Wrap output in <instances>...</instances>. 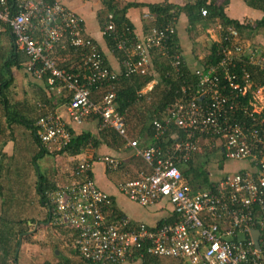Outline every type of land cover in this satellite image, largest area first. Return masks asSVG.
<instances>
[{"label":"built area","instance_id":"2783aa9c","mask_svg":"<svg viewBox=\"0 0 264 264\" xmlns=\"http://www.w3.org/2000/svg\"><path fill=\"white\" fill-rule=\"evenodd\" d=\"M200 12L207 14L206 9ZM149 17V13L143 14L144 19ZM114 20V13L108 12L101 32L116 40V48L126 55L119 72L104 65V55L85 34L81 17L60 0H0V26L8 29L15 48L26 57V72L36 79L45 78L50 91L68 99L70 121L81 124L89 116H97L99 130L113 128L133 156L148 164L149 171L119 183L118 190L141 205L163 196L176 219L159 227L132 225L125 216L109 219V194L89 177L90 164L83 157L72 168L71 182L46 192L52 206L48 207V221L74 230L78 254L92 262L122 264L151 254L171 257L175 264H264V214L261 217L258 210L254 212L259 207L264 213V116H256L264 111V82L254 83L247 69L264 72V50L242 45L235 27L217 24L226 42L213 57L217 61L202 60L195 70V93L182 88L183 96L166 107L159 120L151 122L155 138L169 125L184 128V137L176 138L171 151L162 153L159 146H141L129 136L124 116L114 107V89H106L97 102L90 98V89L97 83L115 80L119 74L147 75L151 51H171L169 39L175 31L176 17L150 27L141 36L133 33L130 38L118 33ZM56 45L59 50L69 48L78 54L82 64L74 70L58 67L50 55ZM181 62L180 52L174 51L170 59L174 73L179 72ZM236 65L238 74L233 70ZM239 73L242 84L238 83ZM222 79L226 84H221ZM37 107V138L45 146L63 148L70 139L67 123L45 103L39 102ZM239 115L251 122L239 120ZM196 133L218 137L223 158L255 160L261 170L256 176L249 171L225 173L212 188H193L177 164L187 163L200 151L193 139ZM210 147L217 146L211 143ZM103 161L107 171L117 170L121 162L109 156ZM254 230L258 231L256 239Z\"/></svg>","mask_w":264,"mask_h":264},{"label":"trees","instance_id":"16d2710c","mask_svg":"<svg viewBox=\"0 0 264 264\" xmlns=\"http://www.w3.org/2000/svg\"><path fill=\"white\" fill-rule=\"evenodd\" d=\"M15 0H8V2L14 3ZM115 0H102V5L108 11H111L115 15V23L116 28L118 29V33H124L127 35V38L132 37L133 28L127 18L125 17V10L132 6H136L134 3L125 4L122 8L118 7L115 3ZM244 2L251 8L260 9L263 12L262 17L259 20H255L250 22L248 20H244L240 22L237 19L229 18L225 12V1H218V0H193L187 1L183 5L178 6L171 3H158V4H145L144 6L148 8L149 12L154 15L155 19L150 24L148 23L145 27L148 30L154 24L159 26L163 24L168 18L171 16L177 17L180 12L186 14L188 18V30H196V23L201 21V19L207 21H214L219 20L222 24L223 28L228 25L234 26L238 34L240 36H244L246 33L249 37L252 35H256L259 31L264 30V0H244ZM206 9L207 14L201 15V10ZM144 19V18H143ZM6 29V28H5ZM8 31V29H6ZM130 34H128V32ZM9 32V31H8ZM106 43L108 48L112 50V53L118 57V61L120 62L122 59L126 58V55L123 54L122 51L116 48V40L114 41L110 36L105 35ZM12 38V36H11ZM91 38V37H90ZM93 40V39H92ZM176 34L175 31L169 39L170 45L172 46L171 51L165 54H161L160 51H151V59H152V72L148 73L144 76L138 75H128L123 76V74H119L115 80H111L109 82H102L101 84L97 83L93 87L91 86L90 89V98L94 101H99L101 95L106 91V89H114L115 97H114V107L121 115L124 116L127 131L130 137L136 138L141 146H159L161 148V152L171 151V145L176 140V138L184 137L185 131L184 128L177 126L176 124L169 125L165 132L161 134V136L155 138L154 131L155 127L151 124L153 119H160L166 111V107L173 106L175 102L179 100L183 96L182 88L184 92L193 94L197 88V75L195 74L196 69H191L187 66L184 62V57L178 48L177 41H176ZM13 39L11 41V44ZM224 36H221L219 41L213 42L210 45L209 53L207 58L210 61L207 62H216L217 59L213 58L218 54L221 50L222 45L225 44ZM13 50L11 58L16 61L15 58L24 57L21 52L15 49L13 44ZM98 51L101 52L100 48L98 47ZM59 47L56 45L50 55L55 58L58 67L66 68L67 70H74L78 66L82 64V60L79 58L78 54H74L71 49L65 48L60 49V56L67 59L63 62L58 56L55 54ZM179 51L182 57V62L179 66V72L174 73L171 65L170 59L171 54L174 51ZM212 57V58H211ZM25 58V57H24ZM104 59V65H107V62ZM12 62V60H11ZM238 65L235 66L233 69L236 74ZM249 68V69H248ZM250 71L251 80L256 84H261L264 82V72H255L251 70L250 67H247ZM242 74L239 73V84H242L244 80L241 76ZM219 77H222L221 74ZM9 82V81H8ZM7 81L3 82V78H0V136L5 138L11 132L6 131V127L4 126L3 122L12 127V122L16 119L23 123L24 126H27L30 131L31 140L37 146H39V150L37 153L32 157V162H35L39 157L42 155L50 154V155H77L81 153L86 148H93V160H96L97 155L95 151L101 146L105 145L110 149L115 151H119L120 149H124V140L121 136L117 134V132L113 128H103L98 129V119L97 116L91 115L85 121H88L91 117H95L96 119V128L95 133L87 131L85 129H77L74 126L75 123L71 122L70 124L66 125V129L70 135V139L67 144L60 149H53L50 150L48 147L40 142V140L36 136V120L39 117L40 112L37 113L36 118H31L29 116H21L19 113L22 112L21 108L25 105L30 108L29 112L35 113L34 106L28 104V102H21L17 103V105L11 103L9 98L7 97V93L5 94V90L8 88L5 85L8 84ZM47 86V83H45ZM151 84V89L149 92H143V88ZM221 84H226L222 79ZM48 87V86H47ZM222 89V88H221ZM53 95V94H52ZM61 100H57L59 102L54 103L53 98L46 97V95L42 96L40 99V103H45L49 108L54 107L57 103H61L63 101L64 95L60 96ZM206 99V98H205ZM203 99L202 102L205 101ZM258 118L264 116V111L260 114L256 115ZM94 119V118H93ZM239 120L243 121H250L248 117H243L241 115L238 116ZM84 121V122H85ZM14 123V122H13ZM76 125V124H75ZM10 128H8L10 130ZM196 137L193 138L195 143L199 147H203L205 153L203 155L204 160H196L199 157V154H195L193 159L189 160L187 163H179L177 166L179 167L182 177L187 180V182L193 187L197 188L200 186L203 187H210L218 181L212 179L208 172L206 171V163L208 160V155L210 153V149L206 148L208 143L215 144L218 140L216 136H209L204 133L195 135ZM220 142V141H219ZM216 149V148H215ZM209 151V152H208ZM217 152H220L218 149ZM5 154L1 151L0 146V177L2 175L3 170V160ZM224 160H227L223 158ZM91 160L88 159L90 167L88 170V175L92 178L91 172ZM241 163V164H240ZM259 163L255 160L253 161H245L241 160L238 162L237 167L234 169L231 168L226 171V173H244L245 171H249L252 175L256 176L259 171L261 170L259 167ZM223 166L219 165V168L222 169ZM141 171H149L148 164H146L140 157H130L128 160L121 161L117 170L109 171L116 174L120 180H118V184L127 180H133L139 177V173ZM93 179V178H92ZM1 181V179H0ZM58 186L56 183L49 182L47 174H39L37 180V186L35 189V193L33 195H26L25 198L30 206H32L33 201L36 198L37 202L40 205H43V208H46L44 211V217L41 219L42 221L46 222L49 220L47 206L52 207L49 201L46 199V192L52 190L54 187ZM3 185L0 184V190L2 191ZM12 191V192H11ZM105 192V191H104ZM20 193L9 189L4 194H0L2 210L0 212V264H18V249L19 244L21 242H27L30 244L36 243L37 240V232L39 227L38 226L35 231L31 234L27 233L30 229V225L34 224L35 222H39L40 219H36L34 217L25 218L20 214L21 212L17 213L16 210H10V206L15 205L18 206L20 204ZM24 198V197H23ZM109 199L111 202L110 209L112 210V214L108 217L109 219L113 220L116 218L121 217L122 215L116 210L115 205L113 204V200L109 195ZM25 200V201H26ZM160 201H165L171 207L168 199L163 196H158L154 202L150 203H158ZM24 204V207L25 205ZM147 204V205H150ZM258 210L259 216L262 217L263 212H261L260 208H254V212ZM176 219V214L171 208V212L168 217L162 218L156 225L153 227H159L166 223H171ZM132 225H135L132 222ZM51 228V231H55L57 235L58 242L48 243L43 241V245H50V247L58 248L60 243L66 242L69 246L73 247V253L76 255L83 264H106L103 262H92L90 260H86L85 258L81 257L77 249L74 245V240L76 237V232L68 227H58L51 224L49 221L48 225ZM35 235L36 238L34 241L32 240V236ZM42 241V240H38ZM43 264H76V261H73L69 258L63 257L62 254L55 256L52 254V259L44 258ZM138 264H175V259L166 256H156L151 254H145L144 257L138 261Z\"/></svg>","mask_w":264,"mask_h":264},{"label":"crops","instance_id":"0c3cea01","mask_svg":"<svg viewBox=\"0 0 264 264\" xmlns=\"http://www.w3.org/2000/svg\"><path fill=\"white\" fill-rule=\"evenodd\" d=\"M65 6L69 9L74 11L78 14L84 25L85 34L91 37L94 42L98 45L101 52L103 53L105 60L107 62L108 68L119 72L121 69V61H118V57L112 53V50L108 48L106 43V38L101 32V25L104 20L105 15L108 11L105 6L102 5V0H60ZM187 1L193 0H115V4L118 7H123L125 4L134 3L136 6H130L125 10V17L131 24L133 28V33L136 36H141L143 33L147 31L146 25L154 21V15H152L148 8L145 7V4H158V3H171L178 6L183 5ZM209 1V0H207ZM218 1H225V12L229 18L237 19L240 22H243L245 19L253 22L255 20H259L263 12L260 9H254L249 7L244 0H218ZM149 13V19H143V14ZM169 19V18H168ZM220 23L219 20L214 21H207L201 19L196 23V30H188V18L185 13L180 12L176 17L175 23V34H176V41L178 48L180 49L183 57L184 62L187 66L191 69H199L201 67L202 60L208 58L209 48L213 42L219 41L221 32L217 29V24ZM151 25V24H150ZM155 26V24L153 25ZM244 38V39H243ZM12 38L10 33L0 26V78H3L4 81H9L7 85L8 88L5 90V94L10 99L9 101L15 105L21 102H28L31 106L36 107L35 113L29 112L30 108L28 105L21 108L19 114L21 116H29L31 118H36L38 113L37 104L39 103L42 96L46 95V97H52L53 102H59L58 99L61 100V97L49 94L50 92L47 90L46 82L44 78L36 79L31 77L25 70V63L27 62L24 57L15 58L14 61L11 58L12 50H13V42L11 44ZM239 43L246 46H254L257 48H262L264 50V30L259 31L256 35H252V37L248 36L244 33V36L239 35ZM60 50H57L55 54L58 56L63 62L67 59L60 56ZM12 60V62H11ZM147 86V85H146ZM145 86V87H146ZM144 87V88H145ZM149 89V90H148ZM151 86L147 87L145 90L149 92ZM62 96V95H61ZM65 97V96H64ZM67 98H64L61 103H57L54 107L50 108L55 110L62 119L67 123L70 124V118L67 114ZM48 107V106H47ZM49 108V107H48ZM94 118V119H93ZM19 119L12 122V127L10 128L9 125L3 122L4 126L6 127V131L11 132L7 137L3 138L0 136V146L2 153L5 154L3 160V170L2 175L0 177L1 181L0 184L3 185L2 191L0 190V194H4L9 189L20 193L22 197L20 199V206H16L19 209V212L23 209V204H27V200L25 199L26 195L36 194L35 189L37 186V180L39 174H46L43 173V169H45V165H47L48 158L52 156L50 154L42 155L40 158H45L42 162V170L38 171V167L36 162H32V157L37 153L39 150V146L32 142L30 139V131L27 126H24L23 123L18 122ZM77 129H85L92 133H95L96 128V119L95 117H91L88 121H85L81 124H74ZM10 128V130L8 129ZM24 138V139H23ZM29 146L30 150H33V153L25 160L26 168H21L20 164L17 163L18 156H20V163L24 162L23 158L26 154H24V147ZM20 152L21 154L17 153ZM32 152V151H30ZM97 158L93 160L94 150L93 148L89 147L83 150L81 153L77 155H54L55 164L51 162L46 166V169L51 172L53 176H47L49 179L50 184L56 183L57 185L66 184L71 182L74 178L72 176V168L77 161L86 157L91 160V172L92 178L95 181L96 185L106 193H108L112 200L113 204L116 207V210L122 215L127 217L130 221L134 223H145L149 226L156 225L162 218H166L169 216L171 212V207L165 201H160L158 203H153L150 205H141L138 202H134L127 198L124 194H122L118 190V180L119 177H116V174L113 172H109L105 169V164L103 158L105 156L109 157H116L119 158L121 161L128 160V158L133 157L132 151L124 146L123 150L115 151L110 149L105 145H101L95 151ZM38 154V153H37ZM214 153H209L208 160L212 159L209 158L210 155ZM15 159V161H14ZM211 164L209 165V172L208 174L212 179L217 180L220 176L226 173L228 169L236 168L239 161H232V160H224L222 154L219 152L216 159L210 161ZM241 164V163H240ZM34 165V166H32ZM223 166L222 169L219 168ZM36 167V170H35ZM222 171L221 175L217 176V172ZM208 171V170H207ZM32 175H36L37 179L34 183H31ZM18 176V177H17ZM5 188L7 190H5ZM12 192V191H11ZM24 197V198H23ZM26 200V201H25ZM23 203V204H22ZM15 207V205H13ZM43 207V205H40ZM2 210L1 199H0V212ZM11 210V209H10ZM48 216L49 210L47 207ZM49 218V217H48ZM30 226L33 225V229H29L27 233H32L37 229L38 226H45L39 227L37 232V238L35 235L32 236V240L36 238L37 242L33 243L38 247V251H40V258L43 260L44 258H50L52 254L63 255V257L69 258L73 261H76V264H83L81 260L74 255L73 247L69 246L66 242L60 243L58 248L50 247V245H43V241L48 243L58 242L56 232L54 231V235L52 234L48 237L47 230L51 231V228L48 225L49 221H42L35 222L31 224L28 222ZM40 230H44L43 234L40 233ZM40 235H42L40 237ZM49 235V234H48ZM38 236L40 240L38 241ZM44 237V240H43ZM25 244H30L27 242H21L19 244L18 249V264H22L24 259L28 260L26 256L23 255V249ZM43 247H45L47 254L43 251ZM41 249V250H40ZM51 254V255H50ZM38 256V255H37ZM44 256V257H43ZM21 260V262H20ZM39 260H37L38 262ZM122 264H138L137 262H124Z\"/></svg>","mask_w":264,"mask_h":264},{"label":"rangeland","instance_id":"374dc122","mask_svg":"<svg viewBox=\"0 0 264 264\" xmlns=\"http://www.w3.org/2000/svg\"><path fill=\"white\" fill-rule=\"evenodd\" d=\"M244 39V38H243ZM247 45V44H246ZM152 72V59H151V66H150V69H149V73H151ZM134 138V137H133ZM24 139V138H23ZM215 145L217 146L216 147V149H215V147H210V144L208 143V146L206 145V150H207V148L208 149H210V154L211 153H214V154H212V155H210L209 156V158H212V159H209V160H207V163H206V166H205V168H206V171L207 172H209V165L211 164V162L210 161H212V160H214V159H216V156H218V154H219V152H217V150L219 149V145H220V142L219 141H217L216 143H215ZM47 147V146H46ZM50 150H53L54 149V147H48ZM204 148L203 147H200V151L199 152H197L196 154H199V157L198 158H196V160H204V157H203V155H204V153H205V150H203ZM30 151H32V152H30ZM209 152V151H208ZM17 153H19V154H21L20 152H17ZM30 153L32 154L33 153V150H30V147L29 146H26V147H24V154H26L25 156H24V158H23V161L24 162H22V163H20V156L17 154V156H18V161H17V163L18 164H20V167L21 168H26V164H25V160L26 159H28V157L29 156H31L30 155ZM52 156V158L51 157H49L48 159L49 160H47V165H45V169H43V173H46L47 174V176L49 175V176H53L52 175V173L51 172H48L49 170H47L46 169V166H47V168H48V165H50L51 164V162H53V164H55V163H57V162H55V159L54 158H56V157H54V155H51ZM45 158H40V159H38L37 160V162H36V165H37V167H38V171L39 170H42V167H41V165H42V162H43V160H44ZM14 161H15V159H14ZM32 166H34V165H32ZM35 170H36V167H35ZM219 171V170H218ZM222 171H219V172H217V176L219 175V173H220V175L222 174L221 173ZM18 177V176H17ZM37 179V177H36V175H32V178H31V183H34L35 182V180ZM5 190H7L6 188H5ZM31 195H33V194H31ZM36 198L37 197H35V199H34V201H33V204H32V206H30L29 204H27V205H25V207H24V204H23V209H22V211H20L21 213L20 214H22V216H25V218H29V217H34V218H36V219H43V215H44V211H46L45 209L46 208H43L42 206H40V204L37 202V200H36ZM19 206H20V204H19ZM10 209L12 210V211H15L16 210V212L17 213H19V209L20 208H18V207H14L13 205L12 206H10ZM30 229L31 230H34L33 229V225L32 226H30ZM43 232H44V230H40V233L41 234H43ZM54 233V231L52 230V231H50L49 229L47 230V236L49 237L51 234L53 235V236H55L53 233ZM49 234V235H48ZM42 235H40V237H41ZM38 239L40 240V238H39V236H38ZM43 240H44V237H43ZM37 250H38V247L36 246V245H34V244H25V247H24V249H23V255L24 256H26L27 258H28V260H26V259H24L23 261V263L22 264H43V260L40 258V256H39V254H40V251H38L37 252ZM41 250V249H40ZM43 251L47 254L48 252H51V251H46V249H45V247H43ZM38 255V256H37ZM49 254H47V256H48ZM51 255V254H50ZM58 255V254H57ZM44 257V256H43ZM20 258V257H19ZM19 258H18V261H19ZM50 258L52 259V256H50ZM37 260H39L38 262H37ZM20 262H21V260H20Z\"/></svg>","mask_w":264,"mask_h":264},{"label":"clouds","instance_id":"9594fccd","mask_svg":"<svg viewBox=\"0 0 264 264\" xmlns=\"http://www.w3.org/2000/svg\"><path fill=\"white\" fill-rule=\"evenodd\" d=\"M221 24V23H220ZM222 25V24H221ZM229 26H231V25H229ZM234 27V26H233ZM15 47V46H14ZM16 49V48H15ZM17 50V49H16ZM20 52V51H19ZM24 56V55H23ZM25 57V56H24ZM25 59H26V57H25ZM45 79V78H44ZM46 82V81H45ZM47 90L50 92L49 94H53V95H55V96H58V95H56V92L55 91H50L49 89H48V87H47ZM58 97H60V96H58ZM46 147V146H45ZM48 147V146H47ZM55 149V148H54ZM48 207V206H47Z\"/></svg>","mask_w":264,"mask_h":264},{"label":"water","instance_id":"95a60500","mask_svg":"<svg viewBox=\"0 0 264 264\" xmlns=\"http://www.w3.org/2000/svg\"><path fill=\"white\" fill-rule=\"evenodd\" d=\"M257 233H258V231H257V230H254V232H253V237H254V239H256V237H257Z\"/></svg>","mask_w":264,"mask_h":264}]
</instances>
